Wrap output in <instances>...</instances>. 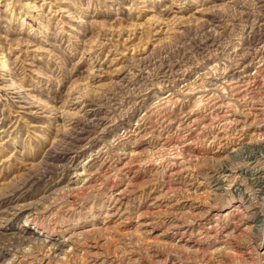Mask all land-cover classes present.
Segmentation results:
<instances>
[{"label": "rangeland", "instance_id": "rangeland-1", "mask_svg": "<svg viewBox=\"0 0 264 264\" xmlns=\"http://www.w3.org/2000/svg\"><path fill=\"white\" fill-rule=\"evenodd\" d=\"M262 61L263 0H0V264H264Z\"/></svg>", "mask_w": 264, "mask_h": 264}, {"label": "bare ground", "instance_id": "bare-ground-1", "mask_svg": "<svg viewBox=\"0 0 264 264\" xmlns=\"http://www.w3.org/2000/svg\"><path fill=\"white\" fill-rule=\"evenodd\" d=\"M264 1V0H263ZM257 58V57H256ZM260 60V59H259ZM260 62V61H259ZM262 62H264V61H262ZM249 65H251V64H249ZM259 65H261V64H259ZM251 67V66H250ZM253 68H254V66H252ZM257 68V67H256ZM255 68V69H256ZM245 70V69H244ZM249 71H250V69H249ZM255 72H256V70H255ZM249 75V74H248ZM240 77V76H239ZM243 77V76H242ZM239 80V79H238ZM238 82V81H237ZM236 83V82H235ZM232 85V84H231ZM22 108H26V106L25 107H22ZM97 118V117H96ZM102 119H103V117H101ZM101 122V121H100ZM103 122V121H102ZM96 123H98V122H96ZM95 124V123H94ZM98 125H99V123H98ZM95 130V129H94ZM94 130H92V132L94 131ZM87 132V131H86ZM90 132V131H89ZM76 139V138H75ZM83 140V139H82ZM261 157H259V159H260ZM256 161V160H255ZM253 163V162H252ZM251 163V164H252ZM253 165V164H252ZM251 166V165H250ZM247 167H249V166H247ZM253 167V166H252ZM247 169V168H246ZM254 170V169H253ZM240 171V170H239ZM244 171V170H243ZM246 171V170H245ZM248 171V170H247ZM253 172V171H252ZM256 172V171H255ZM254 172V173H255ZM249 173V172H248ZM236 174V173H235ZM251 174H253V173H251ZM260 174V173H259ZM253 176V175H252ZM254 177H255V175H254ZM231 178V177H230ZM253 178V177H252ZM263 179V178H262ZM252 180V179H251ZM255 180V179H254ZM258 179H256V181H257ZM254 183H256L255 181H254ZM253 183V184H254ZM264 183V182H263ZM260 185V184H259ZM262 185V184H261Z\"/></svg>", "mask_w": 264, "mask_h": 264}]
</instances>
